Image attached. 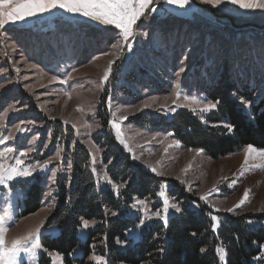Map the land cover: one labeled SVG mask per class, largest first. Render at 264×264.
Listing matches in <instances>:
<instances>
[{
	"label": "rangeland",
	"instance_id": "1",
	"mask_svg": "<svg viewBox=\"0 0 264 264\" xmlns=\"http://www.w3.org/2000/svg\"><path fill=\"white\" fill-rule=\"evenodd\" d=\"M196 1L189 0L181 8L167 0H153L150 8L155 11L146 10L137 20L127 43L122 41V30L115 25L60 8L44 17L47 27L37 28L43 22L38 20L25 26L16 22L0 28V137H11L0 144V153L9 163L25 150L28 151L23 157L26 165L52 161L32 176L10 182L8 188L0 186V214L4 209L11 214V221L6 223L7 240L25 235L41 224L40 242L50 233L45 224L58 204L60 182L71 173L64 143L54 134L57 122L71 126L76 134L74 143L88 148L91 167L96 169L100 186L114 191L117 186L107 174L103 160L105 147L100 144L103 131L112 127L132 161L163 180L162 186L167 185L163 189L169 203L167 218L177 213L172 204L179 207L178 201L168 194V188L176 183L205 204L220 222L223 213L233 216L254 213L261 215L264 226V147L253 146L256 151L250 156L248 145L214 158L203 150L186 148L168 130L139 128L128 122L142 112L169 116L185 107L205 116L210 111L201 112L203 104L214 103L203 90L208 79L205 71L208 67L221 66L225 60L231 59L238 68L249 65L245 68L246 75L255 73L252 71L255 63L258 66L254 67L255 71L264 74V69H260L264 68V28L255 26H264V10L244 9L228 0L211 5L218 15L232 17V23L228 17L214 16L204 0ZM5 10L0 7V12ZM117 43L119 48L115 46ZM109 61L114 63L109 65ZM109 66L111 71L105 81L103 77ZM195 68L198 74L193 73ZM129 70L141 77L143 83H125L133 89L132 97L116 95V80L124 82V74ZM143 70L148 74L146 78L141 75ZM145 79L154 81L155 86L145 84ZM261 80L260 93L264 91V75ZM177 91L181 93L179 100L175 96ZM183 96L196 97L202 103L185 101ZM102 100L106 102L103 116L106 122L99 114ZM145 102L150 107L144 108ZM170 108L174 111H169ZM122 116L127 119L121 120ZM113 120L120 124L119 138L111 123ZM6 148L14 151L7 153ZM57 152L59 158L53 159ZM105 177L111 184L105 182ZM35 184L41 190V205L36 211L26 213V198L30 190L37 188ZM246 190L245 203L228 212V208L244 197ZM163 208L159 193L157 198L136 200L133 204V210L144 220L141 225L164 221L153 215L159 211L163 216ZM146 215L152 219H145ZM95 224L90 223L89 227ZM219 226L220 223L217 230ZM86 230L82 228L79 232L83 239ZM43 253L49 257L50 264H67L59 253L62 261L55 259L57 252L43 250L35 255L21 253L17 264H40ZM76 254H83L81 248L72 256ZM94 256L101 255L93 253L87 260L97 264ZM222 262H227V256Z\"/></svg>",
	"mask_w": 264,
	"mask_h": 264
},
{
	"label": "trees",
	"instance_id": "2",
	"mask_svg": "<svg viewBox=\"0 0 264 264\" xmlns=\"http://www.w3.org/2000/svg\"><path fill=\"white\" fill-rule=\"evenodd\" d=\"M41 21L37 28L48 26L43 19ZM238 66L229 59L205 71L208 79L204 93L217 105L205 116L185 107L169 116L142 112L129 118V124L168 130L186 148L203 150L214 158L243 146L264 147V91L259 92L264 74L255 71V63L252 66L255 73L250 72V75L245 74L249 65ZM198 71V68L193 69V73L198 74ZM141 75L146 78L148 74L143 70ZM123 80L121 83L116 80V95L132 97L134 91L125 83H143L131 70L125 72ZM145 81L148 85L156 84L152 80ZM241 98L245 104H241ZM105 112L106 102L102 100L99 114L104 122L107 121L103 117ZM229 126L232 131H228ZM54 129L71 161V173L60 182L58 204L45 224L50 233L42 237L41 245L47 252L59 253L67 264H93L87 260L93 253L106 256L109 264H264V256L256 259L264 251L261 215L223 213L219 229L213 231L210 209L182 185L174 183L168 188V194L178 201L181 211L171 214L166 224L154 220L141 225L133 204L136 200L157 198L163 180L134 163L110 127L101 134L100 144L105 147L103 160L108 176L116 185H122L117 194L111 187L97 183L90 152L82 143H74V129L61 122H57ZM40 192L38 186L29 191L26 213L39 209ZM81 218L96 223L87 228L85 239L79 235L83 228ZM221 247L227 251L226 263L216 251ZM77 248H81L83 254L72 256ZM40 264H50L44 253Z\"/></svg>",
	"mask_w": 264,
	"mask_h": 264
},
{
	"label": "snow or ice",
	"instance_id": "3",
	"mask_svg": "<svg viewBox=\"0 0 264 264\" xmlns=\"http://www.w3.org/2000/svg\"><path fill=\"white\" fill-rule=\"evenodd\" d=\"M205 3L212 6H217L223 2V0H204ZM228 2L239 5L244 9H262L264 10V0H228ZM153 0H0V7L6 9L0 12V28L9 23L15 24L18 21H23L26 18L36 16L45 12H49L53 9L60 8L64 9L69 13L81 14L85 17L97 20L103 24L115 25L117 28L122 30L121 39L123 42L127 43L128 38L133 35V25L136 24L137 20L145 13L146 10L155 11V8H150ZM167 3L177 5L181 8L185 7L189 0H167ZM117 48L120 44L115 45ZM114 63V61H109V65ZM111 71L109 66L108 70L105 72L103 79L107 81L108 72ZM55 79V77L53 78ZM177 100L181 98V93L177 91L175 93ZM185 101H190L193 103H202L196 97L183 96ZM155 102V98H153ZM241 104H245V101L241 98ZM175 103V101H173ZM144 108L150 107L148 102L143 105ZM217 107L216 103L203 104L200 109L201 112H208ZM141 110V109H137ZM169 111H174V109H169ZM115 116V113H113ZM127 116H122L121 120H126ZM113 127L116 129L118 138L120 137V124L115 120L112 122ZM228 131H232L231 127H228ZM11 137L2 136L0 137V144H5ZM121 143H124L121 140ZM14 149L6 148L5 152L12 153ZM255 150L252 145L247 148L248 156H250ZM28 155V151H21L18 157L14 158V162L9 163L7 157L0 153V186L8 188L10 182L17 180L18 178H27L33 175L34 172L38 170H43L47 168L48 164L52 161H46L41 164L37 162L36 164H25L23 157ZM60 153L57 152L53 159L59 158ZM248 156L245 158V163L248 162ZM95 155L92 156L93 163H95ZM71 167V165H69ZM259 167V166H257ZM156 171V169H152ZM93 173L96 169H92ZM53 179H55V172L52 174ZM105 182L111 184V181L105 177ZM99 183V181H97ZM122 185L115 186V191L119 194V189ZM167 185L162 186V190L159 196L163 198L164 208L162 216L159 211L155 212L153 215L157 218L163 219L165 224L167 223V212L169 210L168 199L165 195ZM248 198V190L245 191L244 197L239 201V203L232 208H228V212H233L235 208L240 207L245 203ZM201 199L207 200L206 196H201ZM143 203V202H140ZM171 207L176 211L180 212L181 209L176 205L172 204ZM215 208V205L212 206ZM219 211L220 209H216ZM147 213V209L145 208ZM115 215V213H113ZM145 219H152V216H145ZM213 225L212 230L216 231L220 223L218 217L212 216ZM11 221V214L8 209H4L2 214H0V264H17L18 258L21 253H30L35 255L38 250L46 251L42 248L40 242L41 235V225H37L35 229L28 231L25 235L17 236L11 240L6 239L7 227L6 223ZM14 222V221H13ZM90 223H95L94 221H89L87 219L81 218V225L83 228H88ZM144 220H141V224ZM193 235H195L193 233ZM216 251L220 254V259L222 261L226 260L227 253L225 249L217 248ZM51 255V254H50ZM264 256V251H262L256 259H260ZM55 259L62 261V257L57 253L55 254ZM93 259L97 264H107L104 256H94Z\"/></svg>",
	"mask_w": 264,
	"mask_h": 264
},
{
	"label": "crops",
	"instance_id": "4",
	"mask_svg": "<svg viewBox=\"0 0 264 264\" xmlns=\"http://www.w3.org/2000/svg\"><path fill=\"white\" fill-rule=\"evenodd\" d=\"M15 2V1H14ZM50 13L52 12L49 11ZM49 12H45V13H42V14H38L36 16H33V17H29V18H26L25 20L23 21H18V22H21L23 26H25L24 24H29V23H35L37 22L38 20H42L44 19L45 16H47V14H49Z\"/></svg>",
	"mask_w": 264,
	"mask_h": 264
},
{
	"label": "water",
	"instance_id": "5",
	"mask_svg": "<svg viewBox=\"0 0 264 264\" xmlns=\"http://www.w3.org/2000/svg\"><path fill=\"white\" fill-rule=\"evenodd\" d=\"M196 3H198L196 0H194ZM205 5H207V6H209L210 8H211V10H212V13L214 14V16H217V17H228L230 20H231V22L233 23V19H232V17H230V16H220V15H218L216 12H215V10H214V8L211 6V5H208V4H205ZM255 26H257V27H260V28H264V26H260V25H255Z\"/></svg>",
	"mask_w": 264,
	"mask_h": 264
}]
</instances>
